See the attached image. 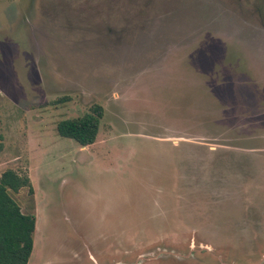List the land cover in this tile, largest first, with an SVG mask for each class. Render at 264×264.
Instances as JSON below:
<instances>
[{
    "label": "rangeland",
    "instance_id": "1",
    "mask_svg": "<svg viewBox=\"0 0 264 264\" xmlns=\"http://www.w3.org/2000/svg\"><path fill=\"white\" fill-rule=\"evenodd\" d=\"M7 170L28 264H264V0H0Z\"/></svg>",
    "mask_w": 264,
    "mask_h": 264
},
{
    "label": "trees",
    "instance_id": "2",
    "mask_svg": "<svg viewBox=\"0 0 264 264\" xmlns=\"http://www.w3.org/2000/svg\"><path fill=\"white\" fill-rule=\"evenodd\" d=\"M103 117V107L95 106L83 117L61 121L57 132L88 147L97 141ZM22 189L34 192L28 175L7 170L0 176V264H28L33 253L37 218L24 213L9 194Z\"/></svg>",
    "mask_w": 264,
    "mask_h": 264
}]
</instances>
